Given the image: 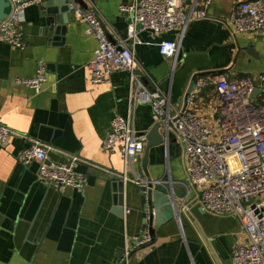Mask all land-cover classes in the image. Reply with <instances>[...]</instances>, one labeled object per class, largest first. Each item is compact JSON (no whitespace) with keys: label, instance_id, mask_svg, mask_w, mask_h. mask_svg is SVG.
I'll use <instances>...</instances> for the list:
<instances>
[{"label":"crops","instance_id":"0c3cea01","mask_svg":"<svg viewBox=\"0 0 264 264\" xmlns=\"http://www.w3.org/2000/svg\"><path fill=\"white\" fill-rule=\"evenodd\" d=\"M84 1L97 6L114 40L127 36L130 17L119 6L133 0ZM242 1L247 0H213L206 9L208 18L164 34L139 33L136 74L182 105L194 73L223 71L235 78L264 72V31L239 33L226 21ZM203 2L184 0V5L187 11L205 9ZM58 15L61 9L49 14L41 4L31 5L18 24L26 47L0 38V115L14 131L7 144H0V264H112L143 233V210L134 188L126 186L119 211L112 179L115 171L136 172L144 152L131 163L103 144L112 119L130 111L136 128L148 132L154 124L151 108L131 102L128 72L118 71L106 83H91L88 65L98 41L85 33L87 23L73 12L65 24L58 22ZM162 38L177 40L175 57L160 54ZM40 63L48 77L41 93L15 82L16 77L33 76ZM217 107L214 89L207 86L197 110L214 117ZM33 141L46 145L57 163L78 156L77 169L88 176L86 186L41 180L39 162L20 157ZM147 174L170 197L172 207L164 208L167 218L155 228L157 240L131 254L127 264H232L234 246L248 242L245 229L237 216L213 214L201 205L199 189L184 181L185 159L174 129L166 144L150 149Z\"/></svg>","mask_w":264,"mask_h":264},{"label":"built area","instance_id":"2783aa9c","mask_svg":"<svg viewBox=\"0 0 264 264\" xmlns=\"http://www.w3.org/2000/svg\"><path fill=\"white\" fill-rule=\"evenodd\" d=\"M12 10L0 23V38L16 48H25L26 41L18 24L25 20L26 8L46 0H11ZM213 0H204L205 9L193 7L187 11L184 0H133L122 3L119 9L130 21L127 36L112 41L108 21L95 4L83 7L71 5L78 21L87 23L85 33L94 36L98 45L88 67L94 84L109 82L112 75L125 71L131 77V102L148 104L153 122H172L181 142L185 159L186 178L199 190V202L217 215H235L248 237L238 243L232 252V264H264V72L230 78L225 73L197 76L192 90L185 93L187 105H176L169 93L153 84L150 88L137 74L140 63L136 57V37L143 31L164 34L185 28L196 19L208 18L207 7ZM236 32L264 31V0L237 3L226 18ZM129 40L133 41L129 45ZM179 43L162 38L158 43L161 55L175 57ZM48 81L47 70L40 63L31 77H16L17 84L41 93ZM212 86L217 101V114L210 117L197 108L203 89ZM259 92L254 95L255 90ZM185 101V98H184ZM170 130V129H169ZM14 131L0 115V144L9 142ZM169 141V135L166 142ZM148 142L147 131L136 128L133 114L116 115L104 141L107 151L119 150L128 162L144 152ZM22 160L39 162L38 176L46 183L73 188L85 187L88 176L77 169L80 158L72 156L68 162L57 163L48 156V149L40 141L31 142L20 153ZM151 238L148 230L133 237L131 247L112 264H119L132 249Z\"/></svg>","mask_w":264,"mask_h":264},{"label":"water","instance_id":"95a60500","mask_svg":"<svg viewBox=\"0 0 264 264\" xmlns=\"http://www.w3.org/2000/svg\"><path fill=\"white\" fill-rule=\"evenodd\" d=\"M73 3H80L83 7H87L88 5L84 0H46L41 3L42 7L45 9L46 13H58L59 9H61L62 15H58L56 19L59 23L65 24L68 21V15L71 12V5ZM62 4V7L59 5ZM13 7V3L11 0H0V23L5 20L10 14ZM64 29V28H63ZM108 38L114 41L111 34L108 32ZM256 54V51H251ZM223 71H207V72H197L192 75L190 84L187 89V94L192 90L195 79L197 76L221 73ZM259 90L254 91V95H256ZM187 96L185 97L184 107L187 105L186 101ZM162 126H165L166 131L160 132ZM173 127L171 121L168 123L156 122L154 123L149 131L147 132L148 142L144 150V155L139 156L137 159V163L139 164L136 172H131L129 175H126V171H115V176L112 179L113 189L116 192V204L117 210L122 211L123 205H125V189L126 186H131L134 188V193L139 197L140 205L142 207V216H143V229L145 232L148 230L151 238L149 241L138 245L130 252L129 257L135 251L146 248L147 246L152 245L157 240L156 227H161L167 218V215L164 211V208H171V199L170 197L160 191L157 188L154 181L147 174V165L150 157V149L161 144H166V138L169 135V129ZM133 163V159H132ZM185 182L188 183L187 179H184ZM149 222L147 223V221ZM124 251H122L118 257L123 256ZM119 264H126V258H124Z\"/></svg>","mask_w":264,"mask_h":264}]
</instances>
